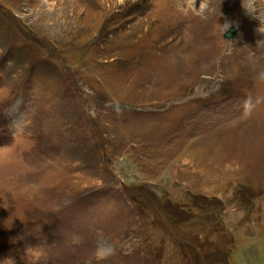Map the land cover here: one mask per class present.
I'll list each match as a JSON object with an SVG mask.
<instances>
[{
    "label": "rangeland",
    "instance_id": "374dc122",
    "mask_svg": "<svg viewBox=\"0 0 264 264\" xmlns=\"http://www.w3.org/2000/svg\"><path fill=\"white\" fill-rule=\"evenodd\" d=\"M262 70L264 0H0V264H264Z\"/></svg>",
    "mask_w": 264,
    "mask_h": 264
},
{
    "label": "clouds",
    "instance_id": "9594fccd",
    "mask_svg": "<svg viewBox=\"0 0 264 264\" xmlns=\"http://www.w3.org/2000/svg\"><path fill=\"white\" fill-rule=\"evenodd\" d=\"M255 15H256V14H255ZM257 16H259V15H257ZM225 24H226L227 27H228V24H227V23H225ZM255 78L258 79V80H260V81H264V70L259 71V72L256 74ZM254 106H255V105H254L251 101H246V102H245V107H246V109L249 110V111H250ZM73 241H74V242H78V241H79V236H74Z\"/></svg>",
    "mask_w": 264,
    "mask_h": 264
},
{
    "label": "water",
    "instance_id": "95a60500",
    "mask_svg": "<svg viewBox=\"0 0 264 264\" xmlns=\"http://www.w3.org/2000/svg\"><path fill=\"white\" fill-rule=\"evenodd\" d=\"M235 35V29L234 28H229L224 34H223V38L230 40L234 37Z\"/></svg>",
    "mask_w": 264,
    "mask_h": 264
}]
</instances>
